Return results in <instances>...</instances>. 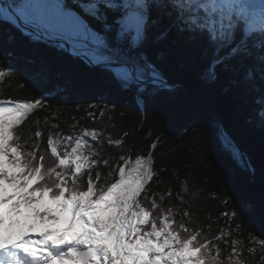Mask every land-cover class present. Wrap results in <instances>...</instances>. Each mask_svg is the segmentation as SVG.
Returning a JSON list of instances; mask_svg holds the SVG:
<instances>
[{"label": "snow or ice", "instance_id": "snow-or-ice-1", "mask_svg": "<svg viewBox=\"0 0 264 264\" xmlns=\"http://www.w3.org/2000/svg\"><path fill=\"white\" fill-rule=\"evenodd\" d=\"M78 7L100 24L99 31L59 0H3L0 20L17 28L21 22L32 25L35 41L41 34L76 31L86 47L74 55L109 72L122 90L135 86L140 105L145 93L155 96L173 88L145 50L150 30L154 43L174 32L186 45L202 44L209 59L201 80L214 84L223 73L231 75L233 85L259 81L264 87V0H89ZM15 76L0 63V85ZM43 77L38 71L27 79L39 83ZM254 103L259 107L248 122L264 128V94ZM46 108L43 93L30 100L0 99V264H250L245 247L254 264H264V238L250 233L246 246L232 236L242 224L210 236L193 226L189 211L164 205L171 189L165 194L148 187L158 177L152 151L134 159L105 156L100 127L81 125L73 117L65 132L56 113L38 116ZM91 109L101 118L107 111L89 105L85 112L93 120L97 116ZM26 123L36 125L28 135L21 130ZM217 139L240 167L255 173L222 125H217ZM107 143L117 150L125 147L122 138L108 136ZM187 195L182 185L176 199L184 204ZM237 214L221 213L229 220ZM221 241L231 248L227 257Z\"/></svg>", "mask_w": 264, "mask_h": 264}, {"label": "trees", "instance_id": "trees-1", "mask_svg": "<svg viewBox=\"0 0 264 264\" xmlns=\"http://www.w3.org/2000/svg\"><path fill=\"white\" fill-rule=\"evenodd\" d=\"M87 3L89 0L66 1L69 9L93 31H99L100 24L78 7ZM145 50L168 81L178 87L155 96L145 93L140 105L135 99V86L122 90L101 67L72 58L56 43L35 41L31 34L0 20V63L16 73L15 78L0 85V99L30 100L43 93L50 108L38 111V116L56 113L65 132L70 130L67 124L75 123L73 117L81 125L100 127L105 133L101 145L105 156L126 154L134 159L152 151L158 177L150 182L149 189L165 194L171 189L172 195L166 196L164 205L174 204L181 211H189L193 226L203 229L205 234L216 236L221 229H234L239 223L242 224L239 233L233 231L232 236L244 245H248L250 233L264 238V128L248 122L259 107L254 101L264 94V87L259 81L247 86L233 85L231 75L223 73L214 84L201 80L200 73L209 59L202 54L203 45H186L174 32L167 40L154 43L150 30ZM157 53L163 54L159 61L155 60ZM38 71L44 73L39 83L27 79L30 73ZM22 83L23 88L19 86ZM89 105L107 109L105 116L101 118L96 109H91L97 119L88 117L85 109ZM217 125H222L232 141L239 143L255 168L254 179L217 139ZM35 127L34 123H26L21 130L28 135L29 129ZM40 127L46 133L42 119ZM108 136L122 138L125 147L117 150L116 146L108 145ZM157 138V147L152 150L150 145ZM40 143L43 150L45 141ZM100 170L106 173L109 169L101 165ZM182 185L188 193L184 204L176 199ZM156 199L159 203V195ZM232 210L238 213L232 220L221 215ZM225 239L230 242L231 238ZM219 246L227 257L230 246L222 241ZM244 258L254 264L246 247Z\"/></svg>", "mask_w": 264, "mask_h": 264}, {"label": "rangeland", "instance_id": "rangeland-1", "mask_svg": "<svg viewBox=\"0 0 264 264\" xmlns=\"http://www.w3.org/2000/svg\"><path fill=\"white\" fill-rule=\"evenodd\" d=\"M67 0H59L60 3L62 4H66ZM1 2V1H0ZM76 0H73V3H75ZM72 11V10H71ZM74 12V11H73ZM76 13V12H74ZM32 26V25H31ZM22 31H24L27 34H31L30 32H28L27 30H23L22 28H20ZM33 36V34H31ZM45 38L50 39V40H62V41H67L70 43V45L73 47V49L75 51H84V49H81L83 47H86V44L83 43L85 38L82 37L79 33H77L74 30H69L67 33H58L54 36H48V35H44ZM43 41V40H42ZM47 42V41H45ZM48 43H56V42H48ZM58 44L60 47H62L66 52V47L62 44L56 43ZM91 47V46H90ZM70 51H71V47H70ZM72 52V51H71ZM68 53V52H67ZM81 59V58H79ZM83 60V59H82ZM228 134V133H227ZM236 145V144H235Z\"/></svg>", "mask_w": 264, "mask_h": 264}, {"label": "water", "instance_id": "water-1", "mask_svg": "<svg viewBox=\"0 0 264 264\" xmlns=\"http://www.w3.org/2000/svg\"><path fill=\"white\" fill-rule=\"evenodd\" d=\"M22 27H23V24H22V22H21L20 28H22ZM26 30H27L28 32H30L31 34H33V35H36V34H37V32H36V30L33 28V26L27 27ZM40 40L47 41V42H56V43H59V44H61V45L63 44V45L66 47L67 52L69 53V55H70L72 58H79V57L75 56V55L70 51V47H71V45H70V43L67 42V41H62V40H50V39L45 38L44 35H42V34H41V36H40ZM87 64H88V63H87ZM88 65H89V64H88ZM90 66H92V67H99V66L94 65V64H93V65H90ZM169 83L173 85V88H174V87H178V85H174V84L171 83V82H169ZM181 87L187 89L186 86H181ZM236 146H238L239 150H240L242 153H244V151L240 148L239 144L236 143ZM244 154H245V153H244ZM246 157H247V156H246ZM247 159H248V158H247ZM248 172H249V171H248ZM249 173L252 175V177H253V179H254V174L251 173V172H249Z\"/></svg>", "mask_w": 264, "mask_h": 264}, {"label": "bare ground", "instance_id": "bare-ground-1", "mask_svg": "<svg viewBox=\"0 0 264 264\" xmlns=\"http://www.w3.org/2000/svg\"><path fill=\"white\" fill-rule=\"evenodd\" d=\"M22 24H23V22H22ZM30 26H31V25H24V24H23L22 29H23V30H26V28H27V27H30ZM71 51H72V53L74 54V51H75V50L73 49L72 46H71ZM99 67H100V66H99ZM186 88H187V87H186ZM184 89H185V88H184ZM234 142H235V144H236V143L239 144L237 141H234Z\"/></svg>", "mask_w": 264, "mask_h": 264}]
</instances>
